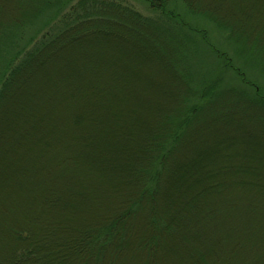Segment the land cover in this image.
I'll return each mask as SVG.
<instances>
[{
	"label": "rangeland",
	"instance_id": "374dc122",
	"mask_svg": "<svg viewBox=\"0 0 264 264\" xmlns=\"http://www.w3.org/2000/svg\"><path fill=\"white\" fill-rule=\"evenodd\" d=\"M190 1L231 24L264 62V0ZM33 2L0 0V20L28 18ZM126 2L153 13L140 0ZM196 16H188L191 23ZM199 25L243 66L222 29L205 20ZM150 39L100 30L71 42L0 108V258L38 245L56 257L52 264H75L68 241L133 197L150 137L178 108L183 88ZM212 58L193 59L194 69H215L208 66ZM262 70L248 74L264 88ZM226 94L186 128L157 190L161 209L178 216L176 228L153 241L166 252L164 264H264V107ZM152 235L147 210H139L127 251ZM166 239L169 248L162 247ZM105 253L101 264H110ZM123 254L114 264L139 259Z\"/></svg>",
	"mask_w": 264,
	"mask_h": 264
},
{
	"label": "trees",
	"instance_id": "16d2710c",
	"mask_svg": "<svg viewBox=\"0 0 264 264\" xmlns=\"http://www.w3.org/2000/svg\"><path fill=\"white\" fill-rule=\"evenodd\" d=\"M33 1L32 13L28 18L0 20V108L20 84L24 85L26 79L33 76L41 63L54 60L71 42L100 30L106 33L123 30L134 34L136 40L151 38V44L154 48L157 46L163 57L173 64L182 80L178 108L163 118L160 129L151 135L145 158L136 168L133 197L109 220L83 228L75 240L67 243L77 255L75 264H101V256L105 252L110 264L112 252L114 264L115 258L118 259L121 253L124 257V251L133 260L139 258L134 264H164L160 259H164L166 252L153 241L172 227L176 228L174 222L178 216L171 215L167 208L162 210L161 203L156 199L159 196L157 190L161 185L165 186V170L177 149V142L192 122L198 121L207 111L211 112L212 107L222 103L226 93L233 92L264 107V88L248 74L255 68L264 71V62L259 60L253 47H248L243 41L244 36L236 33L231 24L216 17L213 12L193 5L190 0H140L153 12L148 16L127 5L126 0ZM180 4V7L183 5L182 9L179 8ZM190 15H197L198 22L191 23L188 19ZM204 20L214 23L228 35L232 42L231 49L235 50L243 66L237 65L234 57L210 40L207 29L199 25ZM132 44L138 46L137 42L133 41ZM208 57L214 58L210 59L213 62H209L208 66L215 69H194L193 59L200 58L203 61ZM142 209L147 210L149 229L153 235L141 245V241L137 242L139 246L134 250L131 251L130 247L127 251V247L134 242L131 236L135 217ZM170 233L167 239L177 241L175 235ZM17 237L22 239L18 233ZM167 239L162 247L169 248ZM195 250L204 252L202 247L196 246ZM49 255L40 253L38 245L34 248H17L10 255L1 257L0 264L56 263V257ZM118 264H122L121 261ZM124 264H131V261H124Z\"/></svg>",
	"mask_w": 264,
	"mask_h": 264
}]
</instances>
